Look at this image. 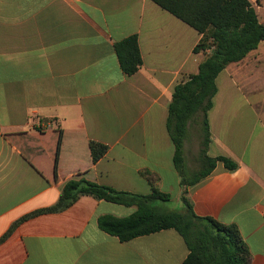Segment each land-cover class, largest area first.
<instances>
[{
    "label": "crops",
    "instance_id": "crops-1",
    "mask_svg": "<svg viewBox=\"0 0 264 264\" xmlns=\"http://www.w3.org/2000/svg\"><path fill=\"white\" fill-rule=\"evenodd\" d=\"M249 1L264 23V0ZM131 36L142 65L127 75L115 47ZM202 37L152 0H0V264L186 259L189 249L174 229L127 242L104 232L100 216L127 217L136 208L88 195L21 221L54 206L74 178L136 194L157 189L181 203L187 190L196 215L235 227L249 264H264V41L220 73L209 112V155L238 167L218 162L186 188L174 164L169 105L175 87L211 52H194ZM197 133L185 140L188 173L191 152L200 153ZM91 142L108 147L97 162Z\"/></svg>",
    "mask_w": 264,
    "mask_h": 264
},
{
    "label": "trees",
    "instance_id": "trees-1",
    "mask_svg": "<svg viewBox=\"0 0 264 264\" xmlns=\"http://www.w3.org/2000/svg\"><path fill=\"white\" fill-rule=\"evenodd\" d=\"M152 1L203 34L201 41L194 48L195 53L211 50L199 65L198 73L175 87L169 105L167 129L175 146L174 164L182 177V186L188 188L207 177L218 162H223L229 170L238 167L237 163L228 157L209 155V112L214 106V97L218 92V76L230 64L240 62L258 48L264 41V23L259 21L249 0ZM115 48L123 72L127 75L136 73L142 65L137 37H128L117 43ZM192 124L196 125L202 137L198 160L200 168L188 173L184 145ZM90 147L94 162L104 156L108 149L106 145L96 142H91ZM60 148L61 137L55 155L56 174ZM186 194L187 190L181 197L182 210L170 211L156 203L170 201L171 195L157 189H153L150 194H136L101 185L86 178H74L63 186L60 198L54 206L38 210L21 221L41 213L63 211L81 196L88 195L136 208V211L127 217L107 214L98 218L99 228L118 237L121 242L174 229L183 237L189 249V254L182 264H249V252L238 230L211 217L196 215Z\"/></svg>",
    "mask_w": 264,
    "mask_h": 264
},
{
    "label": "rangeland",
    "instance_id": "rangeland-1",
    "mask_svg": "<svg viewBox=\"0 0 264 264\" xmlns=\"http://www.w3.org/2000/svg\"><path fill=\"white\" fill-rule=\"evenodd\" d=\"M197 131H198V128L196 127V125L192 124L190 127V132H189V138H191V140H193L194 136L196 134H198ZM201 140H202V137H201ZM200 149H201V145H200ZM197 151H198V153H197ZM198 154H199V150H196L195 154L192 151L191 155L188 158V160H190L189 166L191 167L193 172L197 171L200 168V163H199V161L196 160L197 159L196 157ZM189 176L191 177L192 174H190ZM169 192L173 196H176V194H178V192H179V187L176 184L172 183V187L169 189ZM156 204L158 206L163 207V208L170 210V211H181L183 208V204L177 199H173V200H170L168 202H158ZM123 208L127 209V207H123Z\"/></svg>",
    "mask_w": 264,
    "mask_h": 264
}]
</instances>
